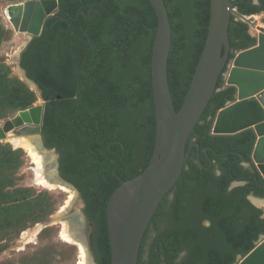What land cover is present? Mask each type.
<instances>
[{"label":"trees","instance_id":"1","mask_svg":"<svg viewBox=\"0 0 264 264\" xmlns=\"http://www.w3.org/2000/svg\"><path fill=\"white\" fill-rule=\"evenodd\" d=\"M232 1L243 15L264 11V0ZM164 2L172 30L168 81L178 109L204 45L209 0ZM59 9L21 51L19 64L45 98L46 144L62 147L61 170L79 187L86 212L96 221V262L109 264L106 202L120 183L117 174L123 179L137 175L147 165L154 145L151 50L157 18L149 0H59ZM248 28L246 22L231 16L229 58L255 42ZM2 67L1 109H24L30 91L6 76L7 69ZM222 80L218 79L188 139L199 143L202 165L193 146V157L185 160L150 221L155 235L149 242V257L141 258L146 232L138 264H233L264 234L263 210L247 199L251 191L264 196V182L257 171L252 174L233 162L240 154L249 160L254 131L210 133L216 111L234 99V87H223ZM205 146L215 161L210 166ZM19 156L20 149L0 142V169L13 167ZM234 179L244 182L228 190ZM171 191L174 196L169 199ZM204 219L208 224H203ZM183 250L186 253L179 258Z\"/></svg>","mask_w":264,"mask_h":264},{"label":"water","instance_id":"2","mask_svg":"<svg viewBox=\"0 0 264 264\" xmlns=\"http://www.w3.org/2000/svg\"><path fill=\"white\" fill-rule=\"evenodd\" d=\"M149 1L157 18L151 50L154 145L147 165L135 176L128 179L119 177V185L106 202L109 264H138L144 234L159 202L178 179L191 146H198L192 141L187 144L188 139L216 91L220 77L223 86L234 87V99L216 111L210 133L232 135L251 128L255 133V141L250 158L264 181V13L260 15L261 25L257 26L255 15L239 13L232 0H209V22L204 45L184 98L176 109L168 81V57L172 42L168 10L164 0ZM92 6L88 13L83 11V14L88 15ZM58 12L59 0H22L10 3L4 9L13 29L25 32L28 40L38 36L47 20ZM232 15L250 27H256L259 32L254 35L255 42L252 45L236 50L229 58L228 27ZM17 61L25 81L38 93L42 102L2 121L0 140L12 131L14 136L34 137L40 149L50 152L42 145L39 135L44 117L42 91L26 76L19 59ZM204 150L207 152L206 148ZM46 169H53L54 181L66 183L58 176L55 160L48 162ZM258 201L264 204V198ZM75 203H78L77 198ZM60 217L68 220L70 226L79 223L84 227L82 243L86 246L91 263L95 264L87 238V222L82 212L71 207ZM52 221L53 216L40 224L45 226ZM233 264H264V234L260 235L250 251L238 255Z\"/></svg>","mask_w":264,"mask_h":264},{"label":"rangeland","instance_id":"3","mask_svg":"<svg viewBox=\"0 0 264 264\" xmlns=\"http://www.w3.org/2000/svg\"><path fill=\"white\" fill-rule=\"evenodd\" d=\"M18 1L22 0H0V28L2 30L0 34V67L5 66L6 76L11 80L14 79L12 81H18L21 87L24 86L26 90L30 91L31 94L27 98L29 104L24 108L26 109L42 101L38 93L25 81L18 66L19 57L16 59L20 55L23 45L28 42V35L25 32L15 31L4 13L8 4ZM255 19L258 25H261L259 14ZM248 27L250 33L253 34L254 27L249 25ZM24 109L11 107L3 110L0 107V124ZM0 142L2 144L10 143L5 139ZM11 147L20 149L21 156L16 157L18 160H15L16 163L13 167L5 166L0 169V208L3 209L0 211V264H81V261H86L84 257L87 258L86 264H92L87 250L84 252L85 256L81 257L82 253L78 243L73 240H65L60 236L62 226L59 219L45 226L40 224L48 217L66 213L71 207L81 211L82 200L77 191L59 183L69 188L68 191H65L59 187L57 181H52L55 184L53 188L37 183L33 171L34 164L27 151L22 147H15L13 144ZM38 150L46 154L42 149ZM46 172L51 173L52 171ZM69 192L73 195V199L71 198L72 202L67 203ZM75 198H77V204H74ZM255 203L263 209L264 216V204ZM153 233V228H151L149 234L153 235ZM150 240L151 238L148 237L145 244L146 249H148ZM84 248L86 249V247Z\"/></svg>","mask_w":264,"mask_h":264},{"label":"flooded vegetation","instance_id":"4","mask_svg":"<svg viewBox=\"0 0 264 264\" xmlns=\"http://www.w3.org/2000/svg\"><path fill=\"white\" fill-rule=\"evenodd\" d=\"M257 1V0H256ZM256 1H254L253 0V3H255ZM59 11H60V9H59ZM59 13V12H58ZM58 13H56V14H58ZM264 13V11H262V12H259V13H257V14H259V16L260 15H262ZM55 14V15H56ZM257 14H254L255 15V17H256V15ZM257 26H259L258 24H257ZM254 29V33L253 34H251L250 33V31H249V28H248V33L251 35V36H253L254 37V35H256L258 32H259V30L256 28H253ZM257 30V31H256ZM33 38V37H32ZM31 38V39H32ZM31 39L30 40H28V42L26 43V45L31 41ZM26 45H25V47H26ZM24 47V48H25ZM23 48V49H24ZM19 59H20V55H19ZM20 65V64H19ZM22 68V67H21ZM23 69V68H22ZM24 70V69H23ZM24 72H25V70H24ZM25 74H26V72H25ZM27 76V75H26ZM32 80V79H31ZM222 83H223V80H222ZM223 87H225V86H223ZM227 87V86H226ZM41 97L43 98V100H44V108H45V103H46V101H45V98L43 97V95L41 94ZM57 97H60L59 95H57ZM43 122H44V117H43ZM43 122H42V125H41V129H40V133H39V135H40V137H41V142H42V145L44 146V148L46 149V150H49L50 151V153L52 152V154H53V156H54V160H55V165H56V168H57V173H58V176L61 178V179H63L64 181H66V183H67V185L68 186H71V188L72 189H74V190H76L77 191V194H78V196H79V198L82 200V210H81V212H82V215H83V217H84V219H85V221L87 222V231H88V235H87V238H88V240H89V247H90V250H91V253H92V255H93V258H94V262H95V264H97V262H96V258H97V255H96V252H95V249H94V246H93V243H94V238H95V236H96V221H95V219L94 218H91V217H89L88 216V214H87V212H86V208H87V203H86V200H85V198L83 197V195H82V192L80 191V189H79V187L75 184V183H73L72 181H70V180H68L65 176H64V174H63V172H62V170H61V155H62V150H61V148L62 147H58V146H56V145H54V144H52V145H50V146H48L47 144H46V135L44 134V132H43ZM189 142H196V143H198L197 142V140L195 139V138H193V139H190V140H188ZM193 146H196V150H195V152H196V161L198 162V163H200L201 161H200V145H199V143H198V146L196 145V144H193L192 146H191V148H190V151H189V158H191V157H193V152H192V148H193ZM207 149V152H205V150L204 149ZM203 150H204V152H205V154H206V156L208 157V160H209V166L210 165H212L215 161L210 157V155H209V153H208V146H205L204 148H203ZM194 152V153H195ZM233 152H236V153H238V151H233ZM250 154H251V152H250ZM238 162L239 163V165L243 168V169H245V170H248V171H250V173H252V174H254L255 173V171H257L256 170V167H255V165L253 164V162L251 161V158H250V156H249V160H245L244 159V155L243 154H240L239 155V158H234L233 159V162ZM201 164V163H200ZM208 165L207 166H205V167H209ZM115 169V168H114ZM114 171V170H113ZM215 171H216V174H220L221 173V170H220V168H217L216 167V169H215ZM258 172V171H257ZM180 176V175H179ZM117 177H118V179H120V178H122L120 175H118L117 174ZM120 177V178H119ZM263 180V179H262ZM243 180H239V179H234V180H232L231 181V183L228 185V190H231V189H233L234 187H236V186H238V185H241V184H243ZM264 182V181H263ZM65 183V184H66ZM174 196V192L173 191H171L170 193H169V195H168V198L169 199H172V197ZM261 198H264V196H262V195H256L254 192H249L248 194H247V199L253 204V205H255L256 207H258V208H261V207H259V206H257L256 205V203L255 202H261V201H258V200H260ZM262 209V208H261ZM263 210V209H262ZM263 214V213H262ZM203 221V224H208V220L207 219H204V220H202ZM85 222V223H86ZM150 229H151V226H148V228H147V230H146V232H148V237H150L151 239L153 238V236L155 235V233H153V235H150L149 234V231H150ZM145 232V233H146ZM147 240H148V238H146ZM146 240V241H147ZM151 241V240H150ZM145 247V246H144ZM185 253H186V251L185 250H183V251H181L178 255H179V258H182L184 255H185ZM149 257V251H148V249H146V250H142V252H141V258L144 260H146L147 258Z\"/></svg>","mask_w":264,"mask_h":264},{"label":"bare ground","instance_id":"5","mask_svg":"<svg viewBox=\"0 0 264 264\" xmlns=\"http://www.w3.org/2000/svg\"><path fill=\"white\" fill-rule=\"evenodd\" d=\"M7 17V16H6ZM258 24V23H257ZM255 28V27H254ZM5 140H7L8 142H10L11 144H13L15 147H22L24 150L27 151L28 155L30 156L31 162L34 164L33 167V171H34V175H35V181L43 186H47L49 188H53L55 187V184L53 179V174L54 171L53 169H46V165L48 164V162H51L54 160V156L53 154H51L50 152H46V154L41 153L38 149V144L35 140L34 137L32 136H14L12 134V131H9L7 133V136L5 138ZM44 154V155H43ZM45 168V169H44ZM52 171L51 173H48L46 171ZM57 183V182H55ZM60 182H58L59 184ZM57 184V185H58ZM63 184V183H62ZM65 185V184H64ZM59 184V187L62 189H65V191H68V187ZM68 198L69 200L67 201V203L72 202L70 199H73V195L71 194V192L68 193ZM60 220L59 222H61V237L65 240H73L76 243H78L79 246V250L81 251L82 255L81 257H84L85 254L84 252H86L85 248L86 247L82 242L84 240L83 237V229L84 227L80 226L79 223H75L72 226L69 225V221L68 220H63L60 215H56L54 216V220ZM81 240V241H80ZM86 261H81V264H86L87 263V258L84 257Z\"/></svg>","mask_w":264,"mask_h":264}]
</instances>
